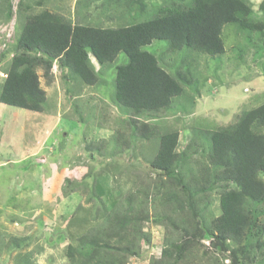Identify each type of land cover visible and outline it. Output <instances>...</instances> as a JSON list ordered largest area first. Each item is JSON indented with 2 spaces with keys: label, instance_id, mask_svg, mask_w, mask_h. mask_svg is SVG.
Here are the masks:
<instances>
[{
  "label": "trees",
  "instance_id": "obj_1",
  "mask_svg": "<svg viewBox=\"0 0 264 264\" xmlns=\"http://www.w3.org/2000/svg\"><path fill=\"white\" fill-rule=\"evenodd\" d=\"M34 2H18L13 41L0 52V58L8 56L0 102L40 112L47 95L41 87L38 69L49 83L55 62L64 80L71 82L66 91L75 99L79 94L76 92L99 83L100 73L111 66L114 69L111 106L117 112L110 119L119 118L115 124L126 125L117 128L119 139L111 134L113 140H103L106 147L117 146L119 151L111 154L115 156L130 147V138L155 144L153 152L143 160L145 167L156 175H138L133 181L137 188L129 189L124 195L115 191L114 201L99 192L103 188L96 185L94 175L89 179L85 177L89 173L83 172L80 179L66 178L73 190L81 187L82 193L89 191L94 208L89 210L90 217L78 214L81 206L69 216L72 220L79 217L75 220L82 230L75 234L64 230L47 233L44 240L48 244L64 243L65 264H126L130 256L141 252V243L151 241V235L143 229L149 219L163 224L166 230L161 256H150V264H195V261L201 264L197 262L198 255L201 254V260L207 258V251L200 253L203 245L199 240L203 236L212 238L216 250H230L234 264H246L240 262L246 256H250V263L264 264V99L261 94L251 99L234 121L210 127L208 120L192 131L202 146L201 160L195 161V168L187 161L190 156L187 149L193 144L191 137L180 149V130L161 131L142 117L167 115L181 96L185 97L177 105L181 109L193 108L198 102L195 98L201 97L196 78L197 58L224 54L222 27L226 23L235 24L248 39L256 33L261 40L264 0L258 11L253 9L251 0H165L152 16L117 27L72 20L44 7L40 0ZM34 4L42 8L35 11ZM11 7L8 0H0V21L12 17ZM154 40L165 41L159 54L145 49ZM258 48L263 46L260 44ZM120 53L126 59L116 63ZM78 122L83 129L87 127V118H78ZM88 140L84 148L90 159L102 151V141ZM214 188L220 213L207 220L205 211ZM63 193L67 195V189ZM159 195L162 206L149 209L147 204ZM90 218L98 221L91 224ZM30 238L11 235L7 241H0V252L2 248L8 252L20 251L14 264H35L29 251L21 254L22 248L30 245ZM213 261L220 264L216 258Z\"/></svg>",
  "mask_w": 264,
  "mask_h": 264
},
{
  "label": "rangeland",
  "instance_id": "obj_2",
  "mask_svg": "<svg viewBox=\"0 0 264 264\" xmlns=\"http://www.w3.org/2000/svg\"><path fill=\"white\" fill-rule=\"evenodd\" d=\"M8 1L13 15L7 21H0V52L13 41L15 11L20 0ZM30 1L35 3V0ZM40 1L44 3V7L59 11L72 20L80 19L83 23L117 27L135 19L142 20L152 16L158 5L165 0ZM261 1L251 0L255 11L259 10ZM35 7V11L42 8ZM222 31L224 54L214 57L199 55L197 58L196 78L201 97L195 98L198 102L193 108L181 109L177 105L185 97L181 96L182 98L175 100L176 105L167 111V115L161 114L155 118L142 116L161 131L170 128L180 130V149L191 137L193 144L187 149L190 153L187 161L191 168H195L196 160H201L202 149L201 140L192 131L208 120L210 127L230 123L256 95L261 94L264 99V37L260 40L254 33L248 39L247 34L233 23H226ZM260 44L262 49L258 48ZM164 47L165 41L154 40L145 49L159 54ZM7 59L8 56L0 58V87L5 78ZM125 59V54L120 53L116 63L124 62ZM113 70L111 66L104 68L100 73L99 83L84 86L78 92L75 90L79 94L74 99L66 91L71 82L64 80L54 62L49 83L42 75V70L37 71L41 87L47 95L43 111H30L0 102V241H7L11 235L30 236V245L22 248L21 254L29 251L35 264H65L64 243L48 244L44 240L47 233L64 230L75 234L81 229L75 220L79 217L72 220L69 216L76 207L81 206L78 214L85 213L86 217H90L89 210L94 208L93 200H89V191L82 193L81 187L73 190L74 186L66 178L80 179L83 172L89 173L90 176H85L89 179L94 175L98 182L96 185L103 188L99 192L114 201L117 199L115 191L124 195L129 189L137 188L133 181L138 175H156V172L145 167L143 160L153 152L155 144L152 141L130 138V147L126 151L120 150L115 156L111 154L118 152L119 148H108L103 141L113 140V136L116 140L119 139L121 135L116 136V130L121 127L123 129L126 125L124 122H117L116 125L115 121L119 118L110 119L117 112L111 106L110 98ZM190 89L186 88V91H191ZM185 103L190 104L188 101ZM190 109L193 111L188 113ZM78 118H87L85 129L81 127ZM90 138L102 141V151L92 155L94 160L92 157L89 159V153L84 148ZM66 189L67 195L63 193ZM215 189L209 195L210 201L205 211L207 220L220 213ZM161 197L159 195L147 207L151 210L155 206L161 207V202L158 201ZM97 221L90 218L89 223ZM143 229L151 235V241L141 243V252L130 256L126 264H150L146 245L159 243L165 246L166 230L163 224L149 219ZM211 240L208 236L199 240L203 245L200 253L207 251V258L201 260L199 254L197 262L202 264L210 261L215 264L213 259L216 258L220 264H234L231 262L230 250H216ZM19 252H8L2 248L0 264L16 263ZM260 257L261 255L258 256ZM241 261L257 264L256 261L250 263V256Z\"/></svg>",
  "mask_w": 264,
  "mask_h": 264
},
{
  "label": "built area",
  "instance_id": "obj_3",
  "mask_svg": "<svg viewBox=\"0 0 264 264\" xmlns=\"http://www.w3.org/2000/svg\"><path fill=\"white\" fill-rule=\"evenodd\" d=\"M164 246H162L159 243H151L150 245H146V250L148 252L149 257H155L159 258L162 253V249Z\"/></svg>",
  "mask_w": 264,
  "mask_h": 264
},
{
  "label": "crops",
  "instance_id": "obj_4",
  "mask_svg": "<svg viewBox=\"0 0 264 264\" xmlns=\"http://www.w3.org/2000/svg\"><path fill=\"white\" fill-rule=\"evenodd\" d=\"M91 61H92V63L95 65V67L98 68L99 65L96 63V61H95L93 58L91 59ZM91 157H92V155H91Z\"/></svg>",
  "mask_w": 264,
  "mask_h": 264
},
{
  "label": "clouds",
  "instance_id": "obj_5",
  "mask_svg": "<svg viewBox=\"0 0 264 264\" xmlns=\"http://www.w3.org/2000/svg\"><path fill=\"white\" fill-rule=\"evenodd\" d=\"M97 63V62H96Z\"/></svg>",
  "mask_w": 264,
  "mask_h": 264
}]
</instances>
